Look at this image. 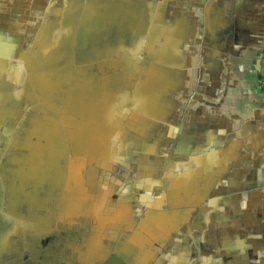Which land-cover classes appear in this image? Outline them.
<instances>
[{"label": "water", "instance_id": "1", "mask_svg": "<svg viewBox=\"0 0 264 264\" xmlns=\"http://www.w3.org/2000/svg\"><path fill=\"white\" fill-rule=\"evenodd\" d=\"M154 10L0 0V264H264V166L187 149Z\"/></svg>", "mask_w": 264, "mask_h": 264}, {"label": "crops", "instance_id": "2", "mask_svg": "<svg viewBox=\"0 0 264 264\" xmlns=\"http://www.w3.org/2000/svg\"><path fill=\"white\" fill-rule=\"evenodd\" d=\"M122 1L155 14L169 8L171 22L185 25L186 92L172 97L187 149L224 167L264 166V0Z\"/></svg>", "mask_w": 264, "mask_h": 264}, {"label": "built area", "instance_id": "3", "mask_svg": "<svg viewBox=\"0 0 264 264\" xmlns=\"http://www.w3.org/2000/svg\"><path fill=\"white\" fill-rule=\"evenodd\" d=\"M260 84L264 87V73H262V78L260 79Z\"/></svg>", "mask_w": 264, "mask_h": 264}, {"label": "flooded vegetation", "instance_id": "4", "mask_svg": "<svg viewBox=\"0 0 264 264\" xmlns=\"http://www.w3.org/2000/svg\"><path fill=\"white\" fill-rule=\"evenodd\" d=\"M263 59H264V57H263ZM262 78V75L260 76V79Z\"/></svg>", "mask_w": 264, "mask_h": 264}]
</instances>
